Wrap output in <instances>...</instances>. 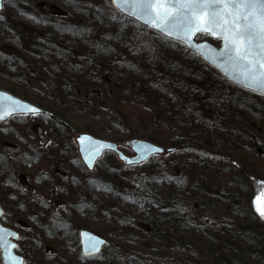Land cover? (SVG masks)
Wrapping results in <instances>:
<instances>
[{
    "label": "rangeland",
    "instance_id": "1",
    "mask_svg": "<svg viewBox=\"0 0 264 264\" xmlns=\"http://www.w3.org/2000/svg\"><path fill=\"white\" fill-rule=\"evenodd\" d=\"M213 42L219 45L217 40ZM86 58L94 60L87 70L78 60L85 62ZM70 65L80 67L84 74L77 79L72 78L68 71ZM76 67L72 68L73 71ZM171 68L186 85L181 101L173 99L178 95L176 91L168 93L165 89L169 87L161 83L162 77L170 75L167 70ZM151 71L157 74L159 81L154 80L156 76L152 80ZM92 75L99 80H91ZM173 79L175 76L171 75L170 82ZM72 80H79L80 83L72 84ZM16 82L19 85L12 84ZM11 85L35 95L39 100L47 98L53 105L69 102L71 96L81 100L74 91L75 87H81L78 94L99 92V103L105 104L99 107H96V102L92 104L91 111L100 116L97 115L94 120H76V111L71 113L73 119L68 120L66 111L73 109L71 106L58 108L54 105L52 108L41 104L57 112L55 120L51 122L53 126L56 122H71L70 134L65 132L62 137V159L45 154L43 162L45 176L53 184L67 187L64 189L66 192L60 195H56L52 187L46 189L55 197L45 193L44 199L51 207L46 219H57L59 224H49L47 229H43L44 232L37 229L30 232L33 238L37 234L46 236L53 233L59 237V246L51 245V241H48L49 245L45 244L42 249L38 247L40 256L46 260L45 264L104 263L109 256L107 248L100 258L86 261L82 259L78 243L73 242L71 236L73 232L78 234L82 227L90 228L104 237L120 236L109 227L107 210L104 208L115 205L114 208L120 209L131 202V199L123 201V188L113 199L106 190L97 189L101 187L100 184L116 185L117 175L130 173L131 167L124 165L116 155L107 153L96 170L88 172L79 157L74 139L84 127L92 126L95 129V125L100 124L128 127V134H116L114 138L97 135L124 143L126 147L123 149L131 154L127 142L133 137L142 138V132L159 137L168 145L166 141L181 132L184 125H191L192 133H196L199 130L195 125L211 127L213 122L211 132L218 127L217 134L222 136L224 144H232L234 150L237 145L246 144L247 150H241L242 156L230 163L231 171L225 172L224 179L215 178L218 180L216 182L210 178L215 186L208 189L212 197L207 199V196L189 190L185 192V200L195 207L204 206L201 199L208 200L209 207H215L221 216L237 218L236 210L231 209L222 198L224 194L231 202H241L240 212L246 209L248 217L241 212L244 226L234 227L228 222L223 227V240L233 244L231 253L215 247L208 253L205 264H221L220 257L226 259V255L231 257L236 252L243 264H264V218L257 213L253 203L257 189H264V183H258L264 182V98L230 84L181 45L170 43L135 21L123 18L112 8L110 0H22L6 3L0 12V87ZM78 102L77 107L88 108V101L84 105ZM188 103L196 106L199 112L197 115L190 114L181 125L179 119L182 118L184 104ZM27 119L34 122L31 125L33 129L51 141L46 131L50 124L34 116ZM17 120L19 122L22 118L17 116L12 119ZM91 133L96 135L94 131ZM258 149L263 156L259 157ZM220 158L225 159L222 155ZM184 160V153L162 154L136 167L135 171L149 178L151 173L156 176L165 167L167 175L175 173L181 177L184 173L180 162ZM56 170L65 177H53ZM246 177L257 182H250ZM93 182L97 185H91ZM113 189L117 190V187ZM119 195L120 198L117 197ZM103 211H106L105 215ZM201 237L200 234L193 235L198 244ZM47 247L54 249L50 256L46 252ZM141 253L138 249L137 254ZM124 254L125 250H121L118 256L126 257Z\"/></svg>",
    "mask_w": 264,
    "mask_h": 264
},
{
    "label": "trees",
    "instance_id": "2",
    "mask_svg": "<svg viewBox=\"0 0 264 264\" xmlns=\"http://www.w3.org/2000/svg\"><path fill=\"white\" fill-rule=\"evenodd\" d=\"M201 38L206 37L202 36ZM78 60L80 64H84L86 70L94 63V60L91 58H86L85 62H80L81 59ZM74 67L76 66L70 65L68 71L71 73L72 78L77 79L78 76L84 73H82L80 67H76L73 71L72 68ZM167 72L170 75L162 77L161 83L164 87H169L165 89L168 93L176 91L178 95L173 96V99L181 101V96L185 92L186 85L181 79L177 78V73L173 68L167 70ZM150 74L152 80L153 77H157L154 71H151ZM171 75L175 76L173 82H170ZM90 79L93 81L99 80L94 75ZM154 80L159 81V78L157 77ZM70 83L78 85L80 81L72 80ZM12 84L19 85L18 82ZM4 88L11 89L16 94L47 107L54 108V105L58 108L71 106L73 109L66 111L68 120L73 119L71 116L72 111H76L77 113L76 120H94L98 114L95 111H91L92 104L96 102V107L105 105L99 103L101 100L99 92H90L86 95L82 93L78 94L81 87L74 88V91L77 93L75 95L81 98V100H77V98L71 96L69 102H61L54 105L47 98H43L44 101L39 100L33 94L25 93L20 89L17 90L15 85L4 86ZM39 91L41 92L42 89L39 88ZM78 101H81V105H84L88 101V108L77 107ZM50 110L53 113V118L39 116L44 123L50 124L46 127V131L51 142L46 147L45 154L48 157L60 159L63 156L61 152V148H63L62 137H64L65 132L66 134H70L69 125L71 122H56L54 123V127L51 122L55 120L54 117H56L57 112L53 109ZM93 110H96V108ZM197 112L199 110L196 106L189 103L184 104L179 124L182 125L184 121H187L190 114L197 115ZM97 117L100 116L98 115ZM213 125L214 122L211 127L200 128L195 125L199 130L196 133H192L191 125H184L181 128L183 131L175 133L172 139L166 141L168 145L164 141H161V138L151 137L142 132V138L165 146L173 145L180 147V150L176 153H184V159L186 160L183 163L182 161L180 162L184 175L181 177H177L175 173L167 175L164 167L160 174L155 176L151 173V176L148 178L137 174L135 167H131L129 168L130 173H124L121 176L117 175L116 185H113V183H108L105 186L100 184L101 187L97 189L100 191L106 190L112 199L115 195L120 194L119 189L123 188V201L131 199V202L128 206L121 207L120 209L114 208L115 205L104 208L107 210V213L103 211V214L105 215L106 213L107 215L109 227L116 233H120V236L109 237L110 245L107 246L109 256L104 263L100 261L90 264H205L208 253L216 249L215 247H219L224 252L231 253L233 244L232 242H225L223 240V227L228 225V222H231L234 227L245 225L241 223L244 220L241 219L240 213L242 212L246 217H248V213L246 209L240 212L241 208L239 204L241 202L239 204L237 201L231 202L226 199L224 194L222 195V198L229 204L231 209L236 210L237 218H230L221 216L215 207H213L214 209L209 207L208 200L201 199L204 206L196 205V207L185 200V192L189 190L197 191L201 196H207V199L212 197V192L208 191V189H214L213 187H215L211 179H224L226 177L225 172L231 171L230 163L242 156L241 150H247L246 144L237 145L236 150L233 149L232 144H224L222 136L217 134L219 132L218 127H215L214 131L211 132ZM207 127L210 131L207 130ZM83 131H94L96 135L109 136V138H114L117 136L116 134L129 133L126 126L118 125L114 127L104 126L103 124L95 125V129L92 126H86L83 128ZM258 150L259 157L263 156L261 150ZM221 155L229 160L220 158ZM246 178L250 182H257L256 180H250V177ZM189 181L190 188H188ZM91 185H97V183L93 182ZM114 187H117V190L113 189ZM117 197L120 198V195ZM75 217H77V213ZM195 234L202 235L199 244L193 239V235ZM68 235L71 236V234ZM71 240L75 243L77 242V232H73ZM138 249L142 252L141 254H137ZM121 250H125L127 256L124 255L126 257L118 256ZM101 255L83 260L93 261L100 258ZM226 257V259L223 256L220 257L222 260L221 264H243V260L239 258L237 252L231 257L230 255H226Z\"/></svg>",
    "mask_w": 264,
    "mask_h": 264
},
{
    "label": "snow or ice",
    "instance_id": "3",
    "mask_svg": "<svg viewBox=\"0 0 264 264\" xmlns=\"http://www.w3.org/2000/svg\"><path fill=\"white\" fill-rule=\"evenodd\" d=\"M114 2L118 7H126L131 16L143 20L145 24L167 37H175L185 44L191 45L197 34L221 39L222 50L216 53L209 49L211 55H205L204 58L213 64L223 60L245 87L264 94V0H114ZM4 99L0 95V119L18 111L38 112V109L21 104L11 97L6 98L10 103L5 105ZM85 141L92 145V156L97 155L99 149L104 147L92 142L90 137L80 138L82 146ZM85 158L91 166L92 160L87 153ZM253 203L257 213L264 218V189H257ZM12 235L14 234L0 229V248L4 249L9 260L15 261L17 258L11 255V249L16 245L7 240V237ZM90 248L93 251L98 250L96 243H90Z\"/></svg>",
    "mask_w": 264,
    "mask_h": 264
},
{
    "label": "flooded vegetation",
    "instance_id": "4",
    "mask_svg": "<svg viewBox=\"0 0 264 264\" xmlns=\"http://www.w3.org/2000/svg\"><path fill=\"white\" fill-rule=\"evenodd\" d=\"M20 118L22 120L19 122H0V222L18 232L15 252L24 257L25 264H45L46 260L40 256L38 247L41 246L42 249L45 244L49 245L48 241H51V245L59 246V237L53 233L46 235L52 239H47L42 234L33 238L30 232L34 229L44 232L43 229H47V225L58 224L57 219H46L51 207L44 199L45 193H50L46 189L52 187L54 193L60 195L66 192L64 189L67 187L53 184L45 176V149L51 141L32 128L34 122L28 120V116ZM52 176L65 177L57 170ZM55 194L50 193L53 197ZM55 230L53 226V231ZM53 251V248H46L49 256ZM0 264H3L1 251Z\"/></svg>",
    "mask_w": 264,
    "mask_h": 264
},
{
    "label": "water",
    "instance_id": "5",
    "mask_svg": "<svg viewBox=\"0 0 264 264\" xmlns=\"http://www.w3.org/2000/svg\"><path fill=\"white\" fill-rule=\"evenodd\" d=\"M7 1H11V0H0V11H2V9L4 7V3ZM111 3L113 5V7L119 13H121L123 16H126L132 20H135V22H137L141 25H144L147 28H150V29L156 31L157 33L167 37L166 35L160 33L157 29L151 27L150 25L145 24L143 20H140L134 16H131L129 14V10L126 7H123V6L118 7L117 4L114 2V0H111ZM197 35L199 36L200 34H197ZM197 35L193 38L191 45L185 44V43L181 42L180 40L176 39L175 37H171V38L168 37V38L173 40V41H176V42L183 44L192 53L199 55V57H201L206 64H208L209 66H211L212 68L217 70L229 82H231V83H233V84H235V85H237L243 89L249 90L235 77V75L233 74V71L227 65L224 64L223 60L218 61L217 64H213L210 60H206L204 58L205 55H211V53L208 51L209 49L216 52V53H219L223 48V41L221 39H219L221 41V46H217L208 40L198 41L196 39ZM210 37H212L214 39H218V38H215L213 36H210ZM249 91H251V90H249ZM251 92H254V93H257V94L264 96V94H261L260 92H255V91H251ZM0 95H2L5 98L3 101V103L5 105H8L10 103V101H8L6 98L11 97L12 100H17L21 104L28 105L31 108L38 109L37 113H31V112L22 113V112L18 111L16 113H13L11 116H7L4 119H0V122L9 120L10 117H12L13 115H17V114H28V115L29 114H44L47 116H51V113L49 111L39 107L38 105H36V104L26 100V99H23V98L15 95V94H13L12 92H10L8 90L0 88ZM81 137H90L92 142H95L97 145H104V147H101L99 149V153L97 155L92 156V154H91L92 145L90 144V142L85 141L84 145L82 146L80 143ZM75 140H76L77 145H78L77 148L79 151L80 158L82 159L83 163L86 165L87 169H89V171H93L95 169L96 163L98 162V160L100 158H102L104 156L106 151L115 152L121 161H123L125 164L131 166V165L142 164L145 161H147L151 156L156 155V154H164V153H170V152L173 153V151H175V149H176V148H167V147L155 144V143L148 141V140L134 138L130 142L132 150L134 152V155L130 156V155L125 154L120 149L117 142H115L113 140L104 139V138L95 136L91 133H87V132L80 133L76 136ZM144 149H147V151H144ZM153 149H160V151H153ZM86 153L88 154L89 158L92 160L91 166H89L88 160L85 158ZM0 213H2L1 207H0ZM0 216H1V214H0ZM0 229H5L8 232L13 233L14 235L8 236L7 240L9 241V243L16 245V242L14 241V239H17V237H19L18 232L14 231L12 228H10L8 226L3 225L1 222H0ZM12 237H13V240H11ZM79 239H80V243H81V254L85 257L95 256V255L99 254L107 242L104 237H102L101 235H99V234L95 233L94 231L89 230L87 228H82L79 230ZM97 242H102V243H97ZM90 243H96V247L98 250H96V251L91 250ZM0 250H1V254H2L3 264H25L24 257L22 255L17 254L15 252V248L11 249V255L17 258L15 261L8 259L3 248H0Z\"/></svg>",
    "mask_w": 264,
    "mask_h": 264
}]
</instances>
